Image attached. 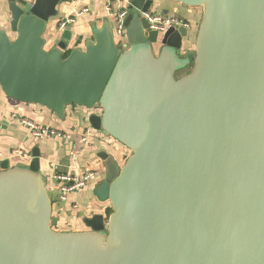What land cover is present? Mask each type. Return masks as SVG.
<instances>
[{"label":"water","instance_id":"water-1","mask_svg":"<svg viewBox=\"0 0 264 264\" xmlns=\"http://www.w3.org/2000/svg\"><path fill=\"white\" fill-rule=\"evenodd\" d=\"M8 1L2 92L62 121L100 108L92 127L131 154L114 177L107 164L110 215L82 231L52 226L37 147L29 165L1 159L0 264H264V0H170L202 9L188 56L186 27L142 16L160 0H128L122 46L106 20L68 56L70 25L52 47L45 32L70 0Z\"/></svg>","mask_w":264,"mask_h":264},{"label":"crops","instance_id":"crops-1","mask_svg":"<svg viewBox=\"0 0 264 264\" xmlns=\"http://www.w3.org/2000/svg\"><path fill=\"white\" fill-rule=\"evenodd\" d=\"M34 1V0H31ZM127 5L119 0H70L58 6V13L51 17L45 32L48 47H52L62 32L57 29L59 22L68 17L74 20L69 24L72 37L68 41V49L84 48L86 41L92 39V27L102 26L106 20H112L108 6L114 9ZM170 0H160L153 11L165 13L182 11L183 17L192 23L189 36L185 41L182 53L187 56L194 52L195 38L202 17L200 8H185ZM0 27L9 28V1L0 0ZM158 50V46L156 47ZM96 113L77 105L67 108L64 122L56 114L40 104L23 103L7 97L0 88V123L7 121V128L0 130V160L9 159L11 166L29 165L34 148L40 150V171L47 181L49 192L53 198L52 226L59 231L88 230L85 220L95 214L106 217L109 201L101 200L95 193L98 184L107 174L108 166L99 153L104 151L112 157L118 166L125 163L128 148L123 144L96 131L93 127L89 143L82 139L86 130L91 128L89 116ZM21 118H29L39 125L48 126L61 132L63 137L35 138L20 123ZM27 155V156H26ZM88 171L94 172L89 184L71 192L67 200L60 199L59 174L82 176Z\"/></svg>","mask_w":264,"mask_h":264},{"label":"built area","instance_id":"built-area-1","mask_svg":"<svg viewBox=\"0 0 264 264\" xmlns=\"http://www.w3.org/2000/svg\"><path fill=\"white\" fill-rule=\"evenodd\" d=\"M125 1L127 5H124L120 8L114 9L112 6H108V11L112 17L111 22H114L113 31L115 35L116 42H121L124 44L127 42L126 39V25L125 20L129 14V2L128 0H119ZM2 15L0 9V16ZM142 16L145 17L149 24L150 30H157L160 33H164L170 27H180L184 26L190 30L192 23L182 15L176 12H168L166 14L149 10L147 12H142ZM72 17H68L59 22L57 29L60 32H63L67 26L73 21ZM100 108H96L95 112H100ZM20 123L24 125L31 136L35 138H48V137H63L60 131L55 130L48 126H42L36 123L35 121L29 118H21ZM92 127L85 131L82 139L85 143H89V138L91 135ZM27 156V155H26ZM94 172L88 171L82 176L70 175V174H59L57 180L59 181V190L61 192L60 199L65 201L68 198V195L71 192H74L82 187L86 186L94 178Z\"/></svg>","mask_w":264,"mask_h":264},{"label":"rangeland","instance_id":"rangeland-1","mask_svg":"<svg viewBox=\"0 0 264 264\" xmlns=\"http://www.w3.org/2000/svg\"><path fill=\"white\" fill-rule=\"evenodd\" d=\"M178 4H180L179 6H183V7H187V8H190L191 10L193 9V8H195V7H188V6H185V5H183V4H181V3H178ZM197 8H199V7H197ZM201 9V8H200ZM180 10H181V8H180ZM180 10H177L176 11V13H178V14H180V15H182V16H184V14L182 13V11L180 12ZM202 10V9H201ZM187 18V17H186ZM187 19H189V18H187ZM201 19V18H200ZM112 26H114V22H112ZM119 44V46H122L123 44L121 43V42H119L118 43ZM155 47H156V45H155ZM193 69V66H192V64L190 65V66H187L186 68H184L181 72H179L178 73V76H181V75H183V74H187V73H189L191 70ZM62 122H64V121H62ZM92 127V126H91ZM97 131V130H96ZM99 131V130H98ZM99 132H101V131H99ZM129 150V149H128ZM131 154V151L129 150L128 151V155L127 156H129ZM127 159V158H126ZM126 159H125V161H126ZM106 161V160H105ZM106 164H108V166H109V171H110V173H111V176H110V178L111 177H114L117 173H118V171L120 170V166H118V164H116L115 163V161H114V159L112 158V157H109L108 158V160L106 161ZM108 183H109V181H108ZM104 184H105V187H104ZM107 192V183H105V181L103 182V183H100V184H98V186H97V188H96V191H95V193L97 194V196L99 197V198H105L106 197V193ZM106 201H108V200H106ZM110 213H111V206L108 208V211H107V214H106V218L110 215Z\"/></svg>","mask_w":264,"mask_h":264},{"label":"trees","instance_id":"trees-1","mask_svg":"<svg viewBox=\"0 0 264 264\" xmlns=\"http://www.w3.org/2000/svg\"><path fill=\"white\" fill-rule=\"evenodd\" d=\"M70 51H71V50H68V51L66 52L65 56H68L69 53H70ZM111 211H112V209H111Z\"/></svg>","mask_w":264,"mask_h":264}]
</instances>
